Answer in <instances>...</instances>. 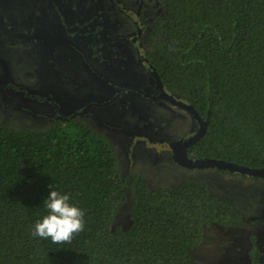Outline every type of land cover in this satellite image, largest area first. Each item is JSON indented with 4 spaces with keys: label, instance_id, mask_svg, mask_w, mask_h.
Masks as SVG:
<instances>
[{
    "label": "trees",
    "instance_id": "1",
    "mask_svg": "<svg viewBox=\"0 0 264 264\" xmlns=\"http://www.w3.org/2000/svg\"><path fill=\"white\" fill-rule=\"evenodd\" d=\"M154 1L161 14L147 36L146 65L203 123L187 158L264 168V0ZM118 156L75 116L45 131L0 123V264H204L192 251L210 244L212 224L248 221L196 181L152 189L133 173L127 183ZM130 182L132 225L112 229ZM52 190L85 212V229L70 243L31 234Z\"/></svg>",
    "mask_w": 264,
    "mask_h": 264
},
{
    "label": "rangeland",
    "instance_id": "2",
    "mask_svg": "<svg viewBox=\"0 0 264 264\" xmlns=\"http://www.w3.org/2000/svg\"><path fill=\"white\" fill-rule=\"evenodd\" d=\"M139 5V0H0V123L45 131L57 116L76 113L117 150L127 183L133 173L152 189L196 181L248 220L234 228L212 224L205 232L210 244L192 251L198 261L256 264L252 251L257 249L258 264H264V179L176 164L181 141L199 125L168 101L126 91L99 106L118 88L151 90L153 79L132 41ZM160 14L154 0H143L137 40L143 55ZM89 104L95 106L80 115ZM130 184L112 229L132 225Z\"/></svg>",
    "mask_w": 264,
    "mask_h": 264
},
{
    "label": "clouds",
    "instance_id": "3",
    "mask_svg": "<svg viewBox=\"0 0 264 264\" xmlns=\"http://www.w3.org/2000/svg\"><path fill=\"white\" fill-rule=\"evenodd\" d=\"M44 207L47 214L35 223L33 237L62 244L70 243L75 234L84 231L85 212L70 203V194L52 190Z\"/></svg>",
    "mask_w": 264,
    "mask_h": 264
},
{
    "label": "water",
    "instance_id": "4",
    "mask_svg": "<svg viewBox=\"0 0 264 264\" xmlns=\"http://www.w3.org/2000/svg\"><path fill=\"white\" fill-rule=\"evenodd\" d=\"M139 32L141 31L140 29L138 30ZM147 61V59L145 60ZM151 72L150 75L151 77L154 79L156 86H157V90L148 93L146 91H144L141 88L138 87H134V86H130V87H122L121 92L120 93H116V95L109 101L100 104L99 106H106V105H110L112 104V102L115 101V99L117 98V96L121 93H124L126 91H133L136 93H139L141 96L144 97H150L152 99H156L157 97H159L158 95L162 94L163 98L166 99L169 103H171L172 105L178 106L181 109L187 111L190 115H192L195 120L197 121V123L199 124V130L203 129V123L200 119L199 114L197 113V111L195 110V108L184 102L183 100L175 97L174 95H171L170 93H168L165 89V86L163 84V82L161 81L157 71L151 67ZM94 106V105H89ZM86 111H83L82 114H84ZM73 117L76 116V114L72 115ZM196 135H193V137L190 139L189 142H184L182 144V149L181 151H179L178 153H176L173 156V160L175 163H177L179 166H183V167H187V168H217V169H221V170H225V171H231L233 173H238L240 175H245V176H249V177H255V178H261L264 177V168L262 169H252L249 167H245L242 165H238V164H234L231 162H226V161H221V160H191L189 158L186 157V150L187 148L194 142Z\"/></svg>",
    "mask_w": 264,
    "mask_h": 264
},
{
    "label": "flooded vegetation",
    "instance_id": "5",
    "mask_svg": "<svg viewBox=\"0 0 264 264\" xmlns=\"http://www.w3.org/2000/svg\"><path fill=\"white\" fill-rule=\"evenodd\" d=\"M139 2H140V5H139V7H138V10L135 12V15H136V27H137V36L136 37H134L133 39H132V41H133V45L135 46V49H136V53L137 54H139V56H140V58H141V60L145 63V64H147V62H148V59H147V57H145V55H143V53L141 52V47H139V46H137V40H138V38H139V36H140V34H141V31L139 32L138 30L140 29V24L138 23V20H140V15H141V8H142V6H143V0H139ZM141 30V29H140ZM147 59V61H145ZM147 69H148V72L150 73L151 72V65H147ZM151 76V75H150ZM153 79V78H152ZM149 85H151V90L150 91H146V92H148V93H151V92H153V91H155V90H157V86H156V83H155V81H154V79L151 81V83L149 84ZM121 89L122 88H118L117 89V92L118 93H120L121 92ZM166 89V91L168 92V93H170L169 91H168V89L167 88H165ZM116 92V93H117ZM122 94V93H121ZM171 94V93H170ZM172 95V94H171ZM159 97H157L156 99H163V100H165V101H167L166 99H164L163 98V95L161 94H159L158 95ZM143 97V96H142ZM90 105V104H89ZM89 105H87V107H86V109H84L83 111H85V110H87V112H85V114L86 113H88L89 111H90V109H91V107L89 106ZM91 105H93V104H91ZM95 106V105H94ZM93 107V106H92ZM83 111H82V113H83ZM55 113H57L56 111H55ZM55 113H53V114H55ZM76 114V113H75ZM52 115V114H51ZM56 115V114H55ZM55 115H53V116H55ZM73 115V114H72ZM81 115V114H80ZM57 118H58V116H57ZM199 125V124H198ZM199 129V128H198ZM196 132L197 131H195V133L194 134H192L187 140L186 139H184L183 141H181V143H180V145H179V149H178V152L179 151H181V149H182V144L184 143V142H189L190 141V139L193 137V135H197L196 134ZM187 151V150H186ZM177 152V153H178ZM186 153V152H185ZM186 157H187V155H186ZM234 174H238V173H234ZM238 175H240V174H238ZM241 176H245V175H241ZM247 177V176H246ZM249 177V176H248Z\"/></svg>",
    "mask_w": 264,
    "mask_h": 264
}]
</instances>
